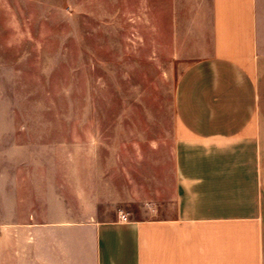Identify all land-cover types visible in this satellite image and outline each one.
I'll return each mask as SVG.
<instances>
[{
	"label": "crops",
	"instance_id": "crops-1",
	"mask_svg": "<svg viewBox=\"0 0 264 264\" xmlns=\"http://www.w3.org/2000/svg\"><path fill=\"white\" fill-rule=\"evenodd\" d=\"M209 30L177 82L165 203L133 208L122 158L99 192L19 143L1 160L0 264H264V0H210Z\"/></svg>",
	"mask_w": 264,
	"mask_h": 264
},
{
	"label": "rangeland",
	"instance_id": "rangeland-1",
	"mask_svg": "<svg viewBox=\"0 0 264 264\" xmlns=\"http://www.w3.org/2000/svg\"><path fill=\"white\" fill-rule=\"evenodd\" d=\"M209 19L210 0H0V171L20 143L101 192L122 158L133 208L164 204L176 86Z\"/></svg>",
	"mask_w": 264,
	"mask_h": 264
},
{
	"label": "built area",
	"instance_id": "built-area-1",
	"mask_svg": "<svg viewBox=\"0 0 264 264\" xmlns=\"http://www.w3.org/2000/svg\"><path fill=\"white\" fill-rule=\"evenodd\" d=\"M121 219H122L123 221H127V220H128V215H126V214H122Z\"/></svg>",
	"mask_w": 264,
	"mask_h": 264
}]
</instances>
